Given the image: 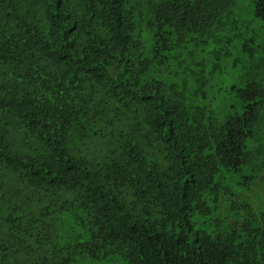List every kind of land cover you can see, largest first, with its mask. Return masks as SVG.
Returning <instances> with one entry per match:
<instances>
[{"label":"trees","instance_id":"trees-1","mask_svg":"<svg viewBox=\"0 0 264 264\" xmlns=\"http://www.w3.org/2000/svg\"><path fill=\"white\" fill-rule=\"evenodd\" d=\"M0 0V264H264V0Z\"/></svg>","mask_w":264,"mask_h":264},{"label":"rangeland","instance_id":"rangeland-1","mask_svg":"<svg viewBox=\"0 0 264 264\" xmlns=\"http://www.w3.org/2000/svg\"><path fill=\"white\" fill-rule=\"evenodd\" d=\"M235 11L238 13L239 16H241L244 20H249L251 18L252 9H253V3L252 0H235ZM262 24L264 25V21H262ZM261 37L259 39V42H264V28L258 30ZM76 264H125V262H122L121 260H112V261H103V260H97V259H91L86 261H79Z\"/></svg>","mask_w":264,"mask_h":264}]
</instances>
